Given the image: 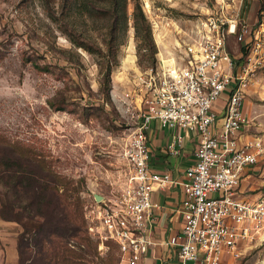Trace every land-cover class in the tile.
<instances>
[{"label": "rangeland", "instance_id": "obj_1", "mask_svg": "<svg viewBox=\"0 0 264 264\" xmlns=\"http://www.w3.org/2000/svg\"><path fill=\"white\" fill-rule=\"evenodd\" d=\"M219 1L138 0L155 45L152 58L135 37L133 0L126 1V18L125 0H0V169L1 160L10 159L14 169L29 171L55 189L41 199L49 216L57 213L60 194L79 202L91 249L74 264H125L114 244L101 245L88 234L84 217L96 196H110L121 184L123 147L136 125L125 111L123 93L139 71L158 66V58L166 62L164 55L202 34V22L219 4L227 17L237 13L238 27L251 29L243 56L251 54L257 63L244 110L248 132H264V0ZM241 46L229 36L235 59ZM163 131L168 136L174 130ZM249 173L245 194L262 195L264 155ZM5 182L0 179V200L9 193L16 207L7 214L20 217L17 206L25 201L14 197ZM26 184L35 187L32 181ZM32 234L20 221L0 218V238L6 245L16 241L18 264H39ZM1 239L0 264H5ZM79 242L70 239L67 246L79 254L86 248ZM238 251L224 264H264V232Z\"/></svg>", "mask_w": 264, "mask_h": 264}, {"label": "built area", "instance_id": "obj_2", "mask_svg": "<svg viewBox=\"0 0 264 264\" xmlns=\"http://www.w3.org/2000/svg\"><path fill=\"white\" fill-rule=\"evenodd\" d=\"M222 9L219 4L202 22V34L164 55L167 62L158 58V66L139 71L123 93L136 125L123 147L121 184L86 205L84 217L88 234L101 245L114 244L125 264L140 263L158 244L153 231L162 207L154 194L164 188L182 193L174 210L179 230L162 242L173 249L177 264H224L264 232V179L262 195L254 198L244 185L264 155V132H248L244 110L257 61L240 49L235 59L228 49L234 35L247 53L251 29L238 27L237 13L227 17ZM155 125L174 130L165 149L170 156L181 153L182 132L196 138L194 160L178 176L152 167L149 139Z\"/></svg>", "mask_w": 264, "mask_h": 264}, {"label": "trees", "instance_id": "obj_3", "mask_svg": "<svg viewBox=\"0 0 264 264\" xmlns=\"http://www.w3.org/2000/svg\"><path fill=\"white\" fill-rule=\"evenodd\" d=\"M113 1L116 2L117 0ZM126 1L123 10L124 18H126ZM133 1L135 37L142 41L143 47L149 51L153 58L156 50L151 38L149 24L143 16L138 0ZM240 51H243V55L246 54L244 46L240 47ZM12 162L10 159L1 160L3 168L0 169V179L6 180L7 190H10L14 197L24 200L25 203L17 206L22 210L19 214L20 217L14 215L13 218H9L11 215L9 216L7 213L13 211L16 205L10 201L9 193L5 192L0 200V218L18 220L26 233L32 231V239L37 243L39 264H74L75 259H83V253L86 254L90 251L91 243L85 236V230H83V221L79 214V202L70 203L67 201L69 195L60 194L57 197V213L51 216L47 215L43 210L41 199L44 192L55 191V189L47 183L39 182L35 175L29 171L14 169ZM39 179L41 181L43 178L40 177ZM31 181L35 183V187L26 184V182ZM70 239H79V243H84L86 248H80L79 254L74 253L67 246ZM20 253L22 254V250H19Z\"/></svg>", "mask_w": 264, "mask_h": 264}, {"label": "crops", "instance_id": "obj_4", "mask_svg": "<svg viewBox=\"0 0 264 264\" xmlns=\"http://www.w3.org/2000/svg\"><path fill=\"white\" fill-rule=\"evenodd\" d=\"M163 129L165 128L155 125L150 133L151 164L158 171H169L173 176H178L194 160L193 151L196 145V138L195 136H190L187 132H182L185 135V143L181 153L177 156H170L165 149L171 140L173 132L165 136ZM170 130L172 129H167L169 132ZM181 197L182 193L178 187L164 188L154 194L155 200L162 207V209L157 211V222L153 231L158 244L138 264H177L173 249L163 245L162 242L179 230V219L174 214V210L178 206ZM1 243L5 246V264H18L16 241L13 240L6 245L4 240L1 239Z\"/></svg>", "mask_w": 264, "mask_h": 264}, {"label": "water", "instance_id": "obj_5", "mask_svg": "<svg viewBox=\"0 0 264 264\" xmlns=\"http://www.w3.org/2000/svg\"><path fill=\"white\" fill-rule=\"evenodd\" d=\"M234 24H231V31L233 30ZM96 199L99 201L101 199V196H96Z\"/></svg>", "mask_w": 264, "mask_h": 264}, {"label": "bare ground", "instance_id": "obj_6", "mask_svg": "<svg viewBox=\"0 0 264 264\" xmlns=\"http://www.w3.org/2000/svg\"><path fill=\"white\" fill-rule=\"evenodd\" d=\"M168 60L166 59V62H167Z\"/></svg>", "mask_w": 264, "mask_h": 264}]
</instances>
